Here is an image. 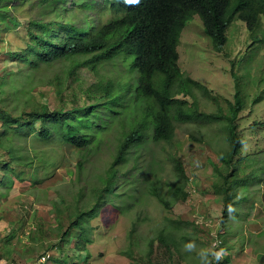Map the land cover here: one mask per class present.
Segmentation results:
<instances>
[{"label": "rangeland", "instance_id": "rangeland-1", "mask_svg": "<svg viewBox=\"0 0 264 264\" xmlns=\"http://www.w3.org/2000/svg\"><path fill=\"white\" fill-rule=\"evenodd\" d=\"M36 1L15 0L14 5H8L7 1L10 13L6 9L7 19L0 17V179L5 169L17 164L13 161L14 154L26 155L27 151L34 155L33 151L48 160L45 165L36 158V166L25 169L24 181L15 179L14 187H0V263L3 264L9 259L19 264H38L41 254L48 251L56 254L49 245L57 240L60 219L57 209L62 210L66 227L69 215L77 206L82 210L88 208L94 200L89 195L90 189L105 174L121 135L116 123L104 135L101 147L86 153L90 159L79 179L76 174L81 158L79 148L59 145L57 141L34 146L27 142V150L23 152L17 147L19 143L25 144V140L19 136L13 138L10 129H2V109L16 116L23 109L30 110L34 101L49 102L55 107L58 99L49 81L58 76L65 78L71 67L72 62L63 59L28 70L23 61L15 57L7 59L6 51L25 47L23 39L30 19L51 16ZM101 15L107 21L112 14L101 11ZM262 22L251 34L246 23L236 18L227 30V42L219 51L206 34L198 14L187 21L178 46L179 63L184 72L211 92L195 88L196 95L186 98L203 112L231 115L228 100L234 102L238 91L242 108L237 122L243 145L229 163L223 162L221 155L229 149L224 127L227 123L209 117L176 122L171 142L148 143L139 151L137 162L130 161L121 168L118 192L134 194L137 198L123 197V211L111 206L109 201L91 221L95 241L89 247L91 257L86 264H200L195 252H187L186 259H182L176 250L169 251L158 237L162 228L183 242L181 250L188 241H194L199 249L219 239V247L224 250L221 264H264V18ZM19 70L16 76H6L7 72ZM126 70L127 63L122 57L104 62L97 71L79 67L71 76L72 88L84 90L99 80L122 81ZM24 86L32 90L14 92ZM27 99L30 106L24 103ZM141 113L137 103V115ZM176 154L189 176L186 186L189 195L185 199L170 196V185L182 180L171 159ZM21 168L16 166L18 170ZM30 174L39 179L38 183L33 184ZM218 185H223L219 191ZM152 187L171 202V207H166L151 192ZM82 188L87 196L78 202L77 194ZM223 188H228L231 205L236 210L228 216H224L225 200L220 193ZM114 201L121 204L119 199ZM128 203L130 206L126 207ZM10 234L14 235L7 242L5 239ZM182 235L189 239L184 241ZM153 238L152 253L148 255ZM44 264L56 263L48 260Z\"/></svg>", "mask_w": 264, "mask_h": 264}, {"label": "trees", "instance_id": "trees-1", "mask_svg": "<svg viewBox=\"0 0 264 264\" xmlns=\"http://www.w3.org/2000/svg\"><path fill=\"white\" fill-rule=\"evenodd\" d=\"M7 1L8 5H14L15 0H0V17L5 20V10L9 11L6 8ZM96 2L97 0H37L36 4L44 6L51 16L30 19L23 39L25 47L17 51H6L7 59L15 57L23 61L28 70L38 69L41 65L51 64L56 60L72 62L65 78L58 76L49 81L53 84V92L58 99L55 107L52 108L49 102L38 100L39 103L34 101L30 110L23 109L16 116L2 109V129H10L13 138L19 136L25 140V144L19 143L18 150L25 152L27 142L34 146L35 143L57 141L59 145L77 147L81 158L77 163L76 174L81 179V173L87 168L86 162L90 159L86 153L100 148L104 135L116 123L121 128V135L105 174L100 175L99 184L90 189L89 195L93 196V202H89L88 208L83 210L77 206L69 215L70 221L66 227L62 220V210L57 209L60 217L57 240L49 245L56 254L50 252L48 258L56 264L88 262L91 257L89 247L95 241L91 221L109 201L112 202L111 206L123 211V197L128 195L130 198H137L134 194L118 192L121 168L130 161L137 162L139 151L148 143L171 142L176 132V122H193L201 117L226 120L224 127L229 149L222 153L221 159L229 163L238 154L243 145L237 122L242 108L239 92H236L234 102L228 100L231 115L207 113L195 107L194 101L189 102L186 97H194L195 88L206 93L211 90L182 70L178 46L187 21L196 14L201 18L214 48L219 51L227 42V30L236 18L246 23L251 34L262 25L264 18V0H139L138 4H126L124 0ZM101 11L112 15L107 21H103ZM67 13L70 16H66ZM14 24L18 26L20 23ZM119 57L127 63L122 81L99 80L84 90L83 87L80 91L72 88L74 82L71 76L76 74L79 67L97 71L104 62ZM19 72L21 70L7 72L6 76H16ZM28 76H31L29 71ZM74 81H78L77 78ZM25 90L32 89L24 86L16 88L14 92ZM24 103L30 106L29 99ZM137 103L142 109L140 115H137ZM193 137L198 139L194 134ZM31 153L34 155L26 151V155L12 156L17 164L4 170L3 178L0 179L1 188L14 187L15 179L24 181L25 169L36 166V158L46 165L48 160L43 159L41 154ZM171 159L174 170L182 180L170 185V196L185 199L189 195L186 191L189 176L177 154ZM18 165L22 166L20 170L16 169ZM28 177L34 180L33 184L39 181L33 174ZM222 186L218 185L217 191ZM151 192L166 207H171V202L156 188L152 187ZM220 193H223L225 200L224 216H228L227 208L232 203L231 194L228 188H223ZM86 196L84 188L80 189L77 201ZM118 199L121 204L114 201ZM129 206L130 203L126 204V207ZM134 229L135 224L131 229L132 236ZM13 235H8L5 240L10 242ZM158 237L169 251L176 250L182 259H186L188 253L181 250L183 242L173 232L162 228ZM182 238L185 241L189 236L182 235ZM153 242L154 238L149 242L148 255L152 253Z\"/></svg>", "mask_w": 264, "mask_h": 264}, {"label": "clouds", "instance_id": "clouds-1", "mask_svg": "<svg viewBox=\"0 0 264 264\" xmlns=\"http://www.w3.org/2000/svg\"><path fill=\"white\" fill-rule=\"evenodd\" d=\"M124 3H139V0H124ZM229 214L235 213V208L232 205H229L227 208ZM214 242V241H213ZM182 251L184 252H195L197 257L199 258L200 264H221L223 260V249L219 247V241L215 242L213 245L209 247H201L197 248L194 241H188L182 246ZM10 260V259H9ZM44 261L43 263H46ZM41 263V262H39ZM38 263V264H39Z\"/></svg>", "mask_w": 264, "mask_h": 264}, {"label": "built area", "instance_id": "built-area-1", "mask_svg": "<svg viewBox=\"0 0 264 264\" xmlns=\"http://www.w3.org/2000/svg\"><path fill=\"white\" fill-rule=\"evenodd\" d=\"M217 241H219V239H216V240H214V242H213V244L215 243V242H217ZM220 242V241H219ZM50 252H48V253H45V254H43L42 256H40L39 257V262H44V261H46L49 257H50ZM0 264H3V263H0ZM5 264H19V262L18 261H16V260H9L7 263H5Z\"/></svg>", "mask_w": 264, "mask_h": 264}]
</instances>
